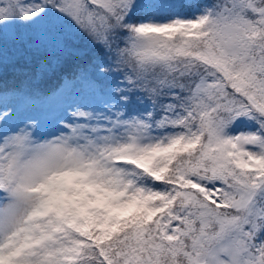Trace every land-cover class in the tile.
<instances>
[{
  "label": "snow or ice",
  "instance_id": "snow-or-ice-1",
  "mask_svg": "<svg viewBox=\"0 0 264 264\" xmlns=\"http://www.w3.org/2000/svg\"><path fill=\"white\" fill-rule=\"evenodd\" d=\"M0 264H264V0H0Z\"/></svg>",
  "mask_w": 264,
  "mask_h": 264
},
{
  "label": "trees",
  "instance_id": "trees-1",
  "mask_svg": "<svg viewBox=\"0 0 264 264\" xmlns=\"http://www.w3.org/2000/svg\"><path fill=\"white\" fill-rule=\"evenodd\" d=\"M80 47H82V48L88 47L86 38H81V40H80ZM75 63L76 62H72L70 64L69 70H71V68L75 66ZM14 80H16V82H18V79L15 78V75L13 73V70H12V68L10 66L9 67V70H8V81H9V85H11L14 82ZM58 83H59V79L56 78V77L46 78V79H44L39 84V88L42 91H49V90L55 88L58 85Z\"/></svg>",
  "mask_w": 264,
  "mask_h": 264
},
{
  "label": "rangeland",
  "instance_id": "rangeland-1",
  "mask_svg": "<svg viewBox=\"0 0 264 264\" xmlns=\"http://www.w3.org/2000/svg\"><path fill=\"white\" fill-rule=\"evenodd\" d=\"M186 3H190V4H198V3H204L205 0H185Z\"/></svg>",
  "mask_w": 264,
  "mask_h": 264
}]
</instances>
